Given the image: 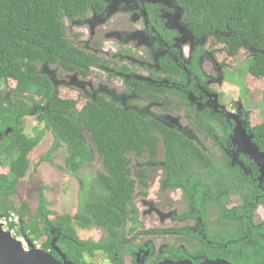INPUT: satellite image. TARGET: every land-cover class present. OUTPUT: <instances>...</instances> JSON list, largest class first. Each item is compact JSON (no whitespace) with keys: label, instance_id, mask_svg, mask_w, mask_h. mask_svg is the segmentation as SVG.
Masks as SVG:
<instances>
[{"label":"trees","instance_id":"trees-1","mask_svg":"<svg viewBox=\"0 0 264 264\" xmlns=\"http://www.w3.org/2000/svg\"><path fill=\"white\" fill-rule=\"evenodd\" d=\"M180 2L185 6L188 19L194 23L193 29L222 41L230 56L237 55L240 45L254 47L247 62L248 73L256 80H264V0ZM103 8L104 0H0V157L11 156L12 159L7 161V170L0 168V217L16 211L21 219L19 233L33 242L44 239L42 248L59 259L57 248L74 264H93L88 256L99 251L107 254L113 264H125L126 253L130 255L135 248L123 243L125 225L130 222L133 231L139 224V212L133 203L135 181L131 178L129 155L141 156L148 151L157 155L161 138L156 133L159 132L166 139L169 155L182 159L180 152L185 151L184 156H189L183 158V166L193 174H188L192 180L185 190L186 197L196 195L200 215L209 225L213 224V237L219 243L214 251L205 250V255L235 264H264V223L252 226L248 219L237 217L242 206L236 208L232 216L233 211L226 210L222 196L217 200V193L211 197L208 190L200 189L207 181L191 170L198 166L206 168L208 176L218 184V190L227 189L231 172L238 184L248 183L243 174L229 170L228 156H220L215 163L194 142L167 129L155 118L146 119L104 98L87 100L79 108L76 99L61 97L50 78L40 72L42 64L59 65L73 72L86 65L85 53L68 38L66 19L81 18L91 9L101 11ZM246 90L250 92L249 87ZM142 94L156 97L151 92ZM262 100L264 102V89ZM32 113H38L46 128L52 130L54 147L67 145L66 163L75 172L92 164L96 152L103 159L106 171L86 179L74 216L56 215L51 220L49 215L55 214L43 195L34 213L28 201L13 199L20 179L29 168V154L45 133L44 129H37L34 135L25 132V116ZM8 127L12 129L9 135L5 131ZM253 131L260 134L259 145L264 149V111L263 121L253 127ZM181 177L184 175H180L178 181ZM197 180L199 189L195 186H198ZM237 190L244 191L243 187ZM245 207L248 209V201ZM213 209L219 215L214 221L211 220ZM75 225L85 229L99 226L106 231L107 238L101 242L82 240Z\"/></svg>","mask_w":264,"mask_h":264},{"label":"flooded vegetation","instance_id":"flooded-vegetation-1","mask_svg":"<svg viewBox=\"0 0 264 264\" xmlns=\"http://www.w3.org/2000/svg\"><path fill=\"white\" fill-rule=\"evenodd\" d=\"M112 5H115V7ZM120 9L122 10L119 14L123 11L126 20L131 23L140 22L138 24L142 25L141 28H136L137 31L135 32V35L141 38V43L139 45L137 41H131L130 34L128 39L122 38L121 41L133 42L138 46H123L124 50H117V53L113 56H104L100 53L103 50L101 48L102 42L96 38L100 35H95L93 26L101 20L97 17L98 15L110 16ZM91 16H93L92 19ZM117 20L119 22H116ZM66 21L69 23L78 21V23H84V26L87 25L88 31L84 27L85 38L73 41L68 37L74 46L85 53L86 65L80 66L74 72L64 70L59 65L56 67L67 73H78L83 79H88V96L92 95V97L90 96L91 101L104 98L105 101L113 102L127 110L142 114L146 119L155 118L167 129L176 131L185 139L194 142L215 163L218 162L220 156H228L229 170H237L238 173L243 174L248 183L238 184L234 173L231 172L227 189L218 190V184L208 176V170L198 166L191 168V170L197 172L198 177H203L207 181L206 185L203 186L202 184L200 189L208 190L211 197L214 193H217V200L222 196V202L226 210L233 211L232 216H235V209L242 206V209L240 208L242 212L237 217L248 219L252 226H255L256 223H264V180H260L262 175L261 166L249 154L244 152L246 147L239 148V145L243 142L238 143L243 139L247 143L246 137L253 135V143L264 150L259 145L262 141L260 134L256 135L253 131V127L257 124L251 122L252 114H255L257 118L263 116L264 102L262 100V107H260L262 113L254 111L249 98L250 92L246 90L247 87L243 80L238 83L233 79V75H237V70L229 71V69L222 67L218 54L215 50L208 48V44L214 37L197 33L193 29L194 23L188 19L185 6L182 5L180 0H104L103 10L91 9L81 18L74 20L67 18ZM121 25L122 19L117 16L112 20L109 27L117 30ZM121 31H124V29H120L118 33L120 34ZM86 35L89 36L86 37ZM182 42H185V44ZM219 42L222 43L220 40ZM223 45V52L229 55L228 48L225 47V44ZM242 46L247 45H240L239 49ZM249 49L252 50V53L249 55L248 60L255 48L249 47ZM123 58H127L129 62L119 65L117 59L122 61ZM162 61L164 62L162 63ZM209 66L213 72L208 70ZM98 72L102 75L99 79L96 78ZM46 75L59 92V87H57L54 78L48 74ZM114 80H120L118 87L110 85ZM225 83L234 86L232 89H237V93L234 95L231 91L230 93L225 92ZM218 86L223 88H218ZM142 92H151L156 97L151 98L146 94H142ZM225 94L229 96L227 97ZM225 97L227 98L225 99ZM24 99L30 102L28 98L25 97ZM142 100L161 103L163 109L169 112L183 110L186 122L183 124L178 121L164 120L155 112L142 109L140 106ZM30 115H36L39 119L38 113ZM27 116L29 115H26L25 118ZM5 131L9 135L12 129L8 127ZM156 134L160 136V142L163 143V152H159V142L158 152L155 156L149 151L144 152L141 156L137 153L131 154L136 155L138 158L147 155L149 159L147 164H151L153 168L158 169L160 176L154 175L153 178L154 180L159 178V200H152V204L156 205L161 200L163 195L161 190H164L163 192L171 191L172 193L180 191L181 201H178L176 205L185 207V211L182 214H177L176 210H173L174 212L171 211L170 216H161L162 220L168 217V222L171 221L173 224L181 222L180 226L172 225L166 228L146 230L148 233L156 232L174 236L178 240L176 243L165 244L160 250L156 251V247L151 241H146L138 246L128 241L127 245L132 244L135 247L130 253L132 256L131 262L132 264H138V258L142 259L144 253L147 252L144 264H152L154 261H157L155 264H158L164 260H192L196 264L201 263L210 258L205 255V250L214 251L219 246L218 241L213 237V224L209 225L204 217L200 215L199 200L196 195H190L189 199L186 197L185 190L190 186V179L192 178H189L188 174H193L187 171L186 166H183V158H189V156H184L186 153L184 151L180 152L182 159L180 156L178 159L172 157L166 149L164 135L159 132ZM91 143L94 146V142L91 141ZM54 144L55 137L52 149L49 150L46 158H49L56 148ZM10 160H12L11 156L0 157V168H7L8 162L6 164V161ZM66 160L67 157L65 158L66 169L71 174L78 176L80 180L78 193L80 204L81 188L86 179L92 176L90 173L81 176V173L86 168L85 166L90 168L92 164L82 166L79 168V172H75L67 166ZM175 163H177V166H175ZM30 168L31 162L25 176L22 178L27 176ZM99 171H106L103 159L102 169L95 172V174L97 175ZM146 173V168H140L138 174L141 184H148ZM180 175H184V177H181L182 180L178 181ZM197 183L198 186L197 184L195 186L199 189V181ZM239 187H243L244 191H238L237 188ZM47 193V185L41 183L37 195V209L41 202V195L44 196L50 208L51 203ZM247 201L248 209L245 207ZM218 216L217 210L213 209L211 220L214 221ZM56 252L59 254L57 250ZM139 252H141L140 256H138ZM197 253L198 255H196ZM88 260L94 264L89 257ZM124 262L128 264L126 260Z\"/></svg>","mask_w":264,"mask_h":264},{"label":"rangeland","instance_id":"rangeland-1","mask_svg":"<svg viewBox=\"0 0 264 264\" xmlns=\"http://www.w3.org/2000/svg\"><path fill=\"white\" fill-rule=\"evenodd\" d=\"M115 7V5H112ZM122 9L112 13L110 16H101L97 17L101 20L97 21L93 26V31L95 30V35H100V37H96L97 40L102 42L101 48L103 49L100 52L102 55L113 56L117 53V50L123 49V46H132L136 47L133 42H122V38H130L131 41H137V44L140 45L141 38L135 35L137 31L136 28H141L142 25L138 24L140 22H133L126 20L125 15L121 12ZM117 16L122 19V25L119 26L117 30L109 27L112 20ZM91 19L93 16L90 17ZM110 19L108 22L107 20ZM107 19L106 21H104ZM116 22H119L117 20ZM67 34L68 37L77 41V39L85 38L84 27L87 29V25L84 26V23L76 22H67ZM120 29H124L121 31L120 35L118 31ZM88 31V29H87ZM89 35H86L88 37ZM185 44V42H182ZM140 47V46H139ZM208 48L211 50H215L219 61L222 64L224 69H229V71L237 70V75H233V79L240 83L244 78V84L246 87L250 88L249 98L252 103V107L254 111L262 110V93L264 89V80H256V78L252 77L248 73L247 61L249 55L252 53L251 49L246 46H242L237 55L231 57L227 55L226 52H223L224 45L220 43L218 40L213 38L208 44ZM111 58V57H110ZM113 59V58H112ZM128 63L127 58H123L121 61L117 59V63L122 65V63ZM40 72L44 74H48L54 78V81L59 87V94L63 98H74L78 101V107L83 106L87 100H90V96H88V79H83L78 73H67L62 71L59 67L52 65H40ZM210 72L213 70L208 68ZM101 73L96 74V78H100ZM243 77V78H242ZM120 84V80H114L110 85L118 87ZM222 86H218L220 88ZM232 87L228 83L224 84V91H231L232 94L237 93V89H232ZM8 87H6L7 89ZM223 88V87H222ZM5 89V88H3ZM229 96L225 94V96ZM225 97V99L227 98ZM176 98V97H175ZM140 106L142 109H146L147 111L155 112L158 116L162 117L164 120L169 121H178L183 124L186 122L185 116L183 115V110L169 112L163 109L161 103H151L147 100L140 101ZM263 121V116L261 115L259 118L255 117V114L251 116L252 124H258ZM25 123V132L29 135H34L37 129H44L45 133L42 138V141L39 145H37L30 154V162L31 168L26 177L22 178L17 185V193L13 196V199L17 202L21 200L28 201L30 203L31 211L34 213L38 207V191L40 189L41 183L47 185V195L49 201L51 203L50 208L54 212L55 215H49L51 220L56 218V215H70L74 216L79 207V177L71 174L65 167V158L68 155V147L63 144L61 146L56 147L52 154H50L49 158L47 154L49 150L52 149L54 143V137L51 130L47 129L44 121H40L36 115H29L24 119ZM163 143L160 142L159 152H163ZM162 157V155H161ZM132 158V175L131 178L135 181V194L133 198V203L136 207V210L139 212L140 221L137 225L136 229L131 230V223L127 222L125 225V240L124 244L127 245L128 241H131L135 245L143 244L146 241H151L155 247L156 251L160 250L162 246L165 244L176 243L178 240L176 237L161 233H148L149 229L156 228H166L172 225H181L179 223H171L168 222V217L162 220L161 216H170L171 211L177 212V214H182L185 211V207L177 206V202L181 201V192L177 191V193H172L171 191L163 192L161 200L156 203V205L152 204V200H159V178H153L154 175L160 176L157 168H153L151 164H147L149 160L147 155L143 158H138L136 155L131 154ZM7 164V161H6ZM82 170L81 176L86 173L92 174L94 177L98 170L102 169V157L96 152L95 161L92 163V166H85ZM147 169V182L148 184H141L139 178V170L140 168ZM7 170V168H3ZM161 174V173H160ZM91 176V177H92ZM173 211V212H174ZM76 226V225H75ZM77 235L82 240H92L94 242H101L106 240L107 233L106 231L99 226H92L91 228L85 229L76 226ZM44 239H42L43 241ZM42 241H37V245H40L42 248ZM125 260L128 264H132L131 259L132 256L126 254ZM90 260L94 262V264H112L111 259L104 252H98L95 256H88Z\"/></svg>","mask_w":264,"mask_h":264},{"label":"water","instance_id":"water-1","mask_svg":"<svg viewBox=\"0 0 264 264\" xmlns=\"http://www.w3.org/2000/svg\"><path fill=\"white\" fill-rule=\"evenodd\" d=\"M42 73V72H41ZM44 74V73H43ZM252 136H247V143L243 139L238 142L240 149H243L245 153L249 154L252 159H254L259 166H261L262 175L260 180H264V150H261L257 144H254L252 141ZM237 143V141H236ZM30 246L29 249H26L23 245V242L16 237H14L10 231L5 229V225L0 221V264H74L69 260L64 253H62L58 248L56 249L59 252L61 259L57 258L51 252L45 251L41 247H36L35 243L31 240H28ZM55 244V241L52 242ZM141 252L138 253L140 256ZM147 252L144 253L142 259L138 258V264H144L145 258L147 257ZM158 264H196L192 260H164ZM198 264H235L224 258L216 259H205Z\"/></svg>","mask_w":264,"mask_h":264},{"label":"built area","instance_id":"built-area-1","mask_svg":"<svg viewBox=\"0 0 264 264\" xmlns=\"http://www.w3.org/2000/svg\"><path fill=\"white\" fill-rule=\"evenodd\" d=\"M0 221L4 223L5 229L10 231L11 234L16 237L17 239L21 240L23 242V245L26 249H29V242L28 238L19 233V225L21 223V219L16 211L10 212L9 216H4L0 218ZM36 247H40V245H37V241L34 242Z\"/></svg>","mask_w":264,"mask_h":264}]
</instances>
